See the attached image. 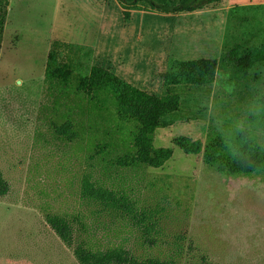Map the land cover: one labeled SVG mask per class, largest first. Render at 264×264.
<instances>
[{
	"label": "rangeland",
	"instance_id": "374dc122",
	"mask_svg": "<svg viewBox=\"0 0 264 264\" xmlns=\"http://www.w3.org/2000/svg\"><path fill=\"white\" fill-rule=\"evenodd\" d=\"M172 1V0H167ZM3 22V25H1ZM70 65L68 84L46 81L52 45ZM264 48V0H224L196 13L133 11L119 0H0V264H79L74 249L47 224L72 223L76 244L123 248L140 259L174 264H264V172L228 176L187 156L175 140L231 142L250 131L264 150V70L245 77L227 65L210 87H177L181 110L158 129L155 148L173 149L161 169H124L116 160L132 146L134 125L111 102L97 109L77 92L93 67L111 71L152 95L166 94L176 62L221 60L236 47ZM71 122L73 141L52 125ZM128 196L155 230L82 196L85 178Z\"/></svg>",
	"mask_w": 264,
	"mask_h": 264
},
{
	"label": "trees",
	"instance_id": "16d2710c",
	"mask_svg": "<svg viewBox=\"0 0 264 264\" xmlns=\"http://www.w3.org/2000/svg\"><path fill=\"white\" fill-rule=\"evenodd\" d=\"M224 0H119L125 20L132 18L133 11H154L171 15L179 13H196L205 7L221 3ZM3 25V22H1ZM61 43L52 45L48 56L46 81H58L68 84L74 71L70 65L59 62ZM231 66L235 72L247 77L256 70L255 80L262 77L264 70V48L242 49L236 47L221 60H193L176 62L164 76L166 94L158 97L134 87L109 70L93 67L87 77L80 78L77 92L85 95L97 109H104L108 103L114 106L120 122L134 125L132 146L129 151L116 160L117 166L124 169H161L172 160L174 151L170 148H155L154 138L158 129L171 127L170 117L176 115L182 106V97L173 91L177 87L205 88L212 86L219 69ZM109 101V102H108ZM58 139L73 141L77 133L71 122L58 126L52 125ZM175 145L187 156L203 154L206 164L215 167L219 173L228 176H250L264 172V150L259 146L253 134L248 130L239 133L236 139L229 142L217 137L207 146L201 141L188 137L175 140ZM10 192V184L0 174V197ZM82 196L85 200L96 203L105 210H110L132 222L142 225L146 231V242L153 246L156 240L150 238L155 225L147 221L151 218L137 210L135 203L126 195L109 190L87 177L83 181ZM47 224L58 235L65 245L74 249L79 264H174L159 258L140 259L123 248L107 251H95L87 243L76 244L75 230L67 219L48 215ZM203 264H212L203 259Z\"/></svg>",
	"mask_w": 264,
	"mask_h": 264
}]
</instances>
